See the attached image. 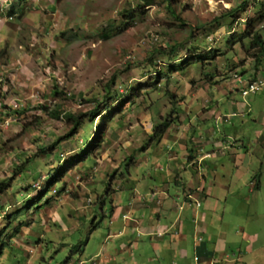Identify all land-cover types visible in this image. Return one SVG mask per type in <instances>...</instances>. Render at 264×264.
I'll use <instances>...</instances> for the list:
<instances>
[{"label": "rangeland", "instance_id": "rangeland-1", "mask_svg": "<svg viewBox=\"0 0 264 264\" xmlns=\"http://www.w3.org/2000/svg\"><path fill=\"white\" fill-rule=\"evenodd\" d=\"M263 4L0 0V264H101L105 245L137 240L133 219L147 209L129 217L123 239L107 237L164 176L143 151L162 139L157 128L165 123V135L187 134L192 148L194 135L207 129L200 118L211 101L239 114L211 127L229 135V144L254 146L264 128V84L246 97L241 89L264 83V66L257 69L248 50L252 32L264 36ZM169 46L176 56L163 49ZM183 61L190 64L175 69ZM228 97L245 107L234 108ZM67 113L83 115L81 124ZM105 121L99 146L85 150ZM261 196L264 188L243 205L253 213L251 236L256 226L264 229ZM115 206L120 220L111 223Z\"/></svg>", "mask_w": 264, "mask_h": 264}, {"label": "crops", "instance_id": "crops-1", "mask_svg": "<svg viewBox=\"0 0 264 264\" xmlns=\"http://www.w3.org/2000/svg\"><path fill=\"white\" fill-rule=\"evenodd\" d=\"M227 99L234 108L245 107ZM221 101L209 102L202 112L200 124L207 129L194 135L192 148L186 144L187 134L178 132L145 148L144 156H154L156 168L164 176L154 189L132 201L131 210L123 217L127 222L120 230L112 228L107 237L123 239L132 224L129 217L135 210L147 209L140 219H133L138 239L122 242L119 249L109 250L105 245L101 264L264 263V244L255 246L264 239V229L256 226L259 233L251 236L248 224L253 213L243 211V205L261 195L264 188V128L256 131L250 149L244 148V143H227L229 135L212 128V122L229 125L239 114L235 109L224 114ZM197 131L200 133L199 126ZM165 140L170 143L168 148L163 146ZM245 188L251 198L243 195ZM115 207L111 223L120 220L119 206Z\"/></svg>", "mask_w": 264, "mask_h": 264}, {"label": "trees", "instance_id": "trees-1", "mask_svg": "<svg viewBox=\"0 0 264 264\" xmlns=\"http://www.w3.org/2000/svg\"><path fill=\"white\" fill-rule=\"evenodd\" d=\"M244 3H246V2H244ZM244 6H245V4L242 6V8ZM263 6H264V4H263ZM168 7H171V4H169ZM172 13H175V12H173V10H172ZM260 18L264 21V10L261 12ZM250 36H251L252 42H251V45L249 46L248 50H249V53L251 55V58L254 60L255 67L257 69H260L261 67L264 66V36L262 34V31H259V30L252 32V34ZM163 49H165L167 51H171L172 54L175 56L179 51L177 48H174L171 46H169L168 48L167 47L163 48ZM196 59H200V58L198 57ZM188 64H190V62L186 63L183 61V63L180 64L179 66H175L176 67L175 69H177V70L179 68L181 69ZM107 110H108V108H104V110H102V112L104 113ZM99 111H100V109H97V110L95 109L94 112L91 114V117L94 118L96 116V114L99 113ZM82 117H83V115H75L73 113H67L65 115V119L71 121L74 126H78L81 124ZM169 126L170 125L168 123H165L163 126L158 127L156 137L162 138L165 135L166 131L168 130ZM98 127H99V131L96 134L97 137L94 136V141L92 143H87V145H85V148H84L85 150L89 148V150L91 152L94 151L96 149V147H98L100 142L102 141L104 134H105V131H106V128H107V122L106 121L101 122ZM85 142H86V140H85ZM54 177L55 176H53V178ZM4 191H5V187L3 186V183L1 182L0 183V193H2ZM38 207H40V204H35V206H34L35 210L38 209ZM19 211H21V210H19ZM3 243H4L3 239H1L0 240L1 246ZM82 252H83V250H82Z\"/></svg>", "mask_w": 264, "mask_h": 264}, {"label": "built area", "instance_id": "built-area-1", "mask_svg": "<svg viewBox=\"0 0 264 264\" xmlns=\"http://www.w3.org/2000/svg\"><path fill=\"white\" fill-rule=\"evenodd\" d=\"M241 84H243V81H240ZM264 83L263 82H254V83H246L243 84V87L241 89V93L244 97L250 95V94H256L260 88L262 87ZM199 206V203H197Z\"/></svg>", "mask_w": 264, "mask_h": 264}]
</instances>
